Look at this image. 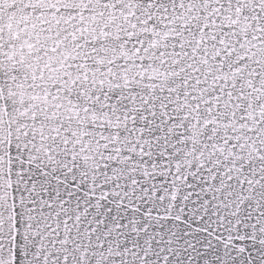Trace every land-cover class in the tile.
<instances>
[{"label":"snow or ice","instance_id":"6c2138e0","mask_svg":"<svg viewBox=\"0 0 264 264\" xmlns=\"http://www.w3.org/2000/svg\"><path fill=\"white\" fill-rule=\"evenodd\" d=\"M0 264H264V0H0Z\"/></svg>","mask_w":264,"mask_h":264}]
</instances>
